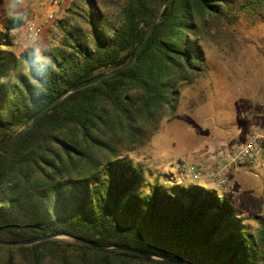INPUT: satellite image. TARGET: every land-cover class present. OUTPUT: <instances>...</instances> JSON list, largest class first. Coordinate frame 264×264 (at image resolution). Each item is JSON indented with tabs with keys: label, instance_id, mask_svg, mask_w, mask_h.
<instances>
[{
	"label": "trees",
	"instance_id": "16d2710c",
	"mask_svg": "<svg viewBox=\"0 0 264 264\" xmlns=\"http://www.w3.org/2000/svg\"><path fill=\"white\" fill-rule=\"evenodd\" d=\"M163 0H123L110 21L97 9L62 26L59 45L13 50L7 19L0 30V144L65 90L115 69L144 39ZM264 10V0H170L137 60L55 103L0 153V264H264V221L256 235L226 195L195 184L145 179L124 154L174 117L179 89L206 76L199 43L212 21ZM33 38L32 40H36ZM253 218V217H252Z\"/></svg>",
	"mask_w": 264,
	"mask_h": 264
},
{
	"label": "rangeland",
	"instance_id": "374dc122",
	"mask_svg": "<svg viewBox=\"0 0 264 264\" xmlns=\"http://www.w3.org/2000/svg\"><path fill=\"white\" fill-rule=\"evenodd\" d=\"M52 1L23 0L16 5L0 0V30L7 19L22 21L17 30L10 32L12 50L17 55L31 50L34 57L40 59L42 51L59 45L62 26L79 25L86 29L80 15L91 8L111 21L123 2L59 0V4L53 6ZM50 13L52 21L42 25ZM29 23L42 25L36 40L27 37ZM212 26L211 33L201 35L199 43L205 57L206 76H198L192 84L181 86L174 117L162 120L141 146L124 154L141 166L147 180L157 178L164 185L177 181L207 188L203 179L185 180L184 168L208 165V156L223 146H239L253 131L264 133V10L242 11L233 22L223 19L215 24L212 21ZM248 177L257 183L255 187L262 184L260 179ZM249 183L251 188H247L252 191L254 182ZM240 188L234 187L225 193L248 217L244 224L246 231L256 235L257 227L262 226L254 218L264 221V188L256 194L240 192Z\"/></svg>",
	"mask_w": 264,
	"mask_h": 264
},
{
	"label": "built area",
	"instance_id": "2783aa9c",
	"mask_svg": "<svg viewBox=\"0 0 264 264\" xmlns=\"http://www.w3.org/2000/svg\"><path fill=\"white\" fill-rule=\"evenodd\" d=\"M16 5L22 4L23 0H8ZM59 0H53L52 5L59 4ZM53 14L50 13L44 19L42 25L50 23ZM42 25L29 23L26 26V33L29 39L39 38ZM209 164L197 167L188 165L184 168L183 177L190 181H199L203 179L206 183H211L213 187L226 191L228 189L238 188V184L229 183L231 171L238 165L251 162L252 160H264V133L253 131L247 139L239 146H223L216 153L208 156Z\"/></svg>",
	"mask_w": 264,
	"mask_h": 264
},
{
	"label": "water",
	"instance_id": "95a60500",
	"mask_svg": "<svg viewBox=\"0 0 264 264\" xmlns=\"http://www.w3.org/2000/svg\"><path fill=\"white\" fill-rule=\"evenodd\" d=\"M170 0H163L158 8V11L144 37V39L141 41V43L139 44V46L137 47V49L134 51V53L130 56V58L126 61V63H124L123 65L115 68V69H112V70H109V71H106V72H103L99 75H97L96 77H94L93 79L89 80V81H86L84 83H81V84H78V85H75L67 90H65L62 94H60L56 99H54L51 103H49L47 106H45L44 108H42L38 113H36L30 123H27L24 128L19 131L18 133H16L15 135H13L9 140H7L6 142L0 144V153L4 152L9 146H11V144L16 140V138L25 130H27L31 125H33L34 123H36L55 103H57L58 101L62 100L63 98H65L66 96H68L69 94L75 92V91H78L80 89H83L85 87H88L90 85H93L97 82H99L100 80L102 79H105V78H108L110 76H113L114 74H116L117 72L129 67L130 65H132L136 60L137 58L139 57L141 51L144 49L146 43L148 42L151 34H152V31H153V28L155 26V23L157 22V19L162 11V9L164 8V6L169 2ZM73 239L69 236H66V235H49V236H44V237H39V238H36V239H33V240H29V241H22V242H0L1 244L5 245V246H18V245H31V244H34V243H37V242H40V241H44V240H51V239ZM79 242L83 243L84 245H86L87 247H89L90 249H92L93 251H96V252H100V253H106V254H112V253H117V252H128V253H131V254H134V255H137L143 259H146V260H151V261H158V262H164L166 264H193V263H185V262H166V261H162L160 259H157L155 257H151L149 255H146L144 253H140V252H136V251H133V250H127V249H117V248H102L100 246H97L93 243H90V242H87V241H84V240H80L78 239Z\"/></svg>",
	"mask_w": 264,
	"mask_h": 264
},
{
	"label": "crops",
	"instance_id": "0c3cea01",
	"mask_svg": "<svg viewBox=\"0 0 264 264\" xmlns=\"http://www.w3.org/2000/svg\"><path fill=\"white\" fill-rule=\"evenodd\" d=\"M203 160H206V158H203ZM208 160V159H207ZM248 176H253V178H257L260 179L262 184H260L258 187H255L257 185V183H255V181H253L252 179H250V177ZM264 162L260 161L258 162L257 160H252L251 162L245 163L243 165H238L236 166L230 173L229 175V183L231 185L234 184H238V188H240V192H245V193H249V192H254L256 193H260L261 189L264 188ZM252 178V177H251ZM257 179H255L257 181ZM249 182H254L253 185V190H248L249 187L248 183ZM206 183V182H205ZM207 184V188L208 189H214L217 191V193L221 196V195H226V191L223 190H219L216 189L215 187H213V185L211 183H206ZM250 184V183H249ZM251 185V184H250ZM249 187V188H247ZM245 189V190H244ZM258 189V190H257ZM227 196V195H226Z\"/></svg>",
	"mask_w": 264,
	"mask_h": 264
}]
</instances>
